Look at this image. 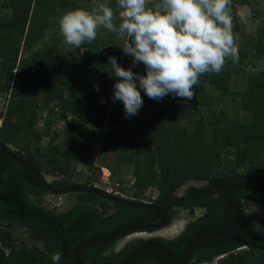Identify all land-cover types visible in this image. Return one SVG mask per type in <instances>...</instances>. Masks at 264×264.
<instances>
[{
    "label": "trees",
    "instance_id": "obj_1",
    "mask_svg": "<svg viewBox=\"0 0 264 264\" xmlns=\"http://www.w3.org/2000/svg\"><path fill=\"white\" fill-rule=\"evenodd\" d=\"M55 1L0 2V90L10 92L12 98L6 111L8 118L12 119L17 129H21V125L25 126L35 142L49 134L53 121L44 120L43 129L35 130V107L38 103L36 93L41 95L40 107L47 108L52 103L57 105L60 112L53 117L55 122L67 120V113L72 116L69 120L72 129L64 133L62 131L65 141L71 140L72 145L67 147L70 159L58 157L57 149L53 162L48 160L47 168H43L50 175L68 176L71 173V162L81 161L90 146L89 140L84 136L85 126L90 124L99 128L105 120L116 121L120 126V121L112 113L106 117V108L94 103L97 91L94 86H101L93 82L94 73H103V64L109 62L98 53L97 37L93 42H85L79 47L83 49L79 65L72 66L70 72L63 69L58 49L61 45H68L59 32L57 19L65 11L80 6L68 0H58V6H55ZM231 2L236 3L238 0ZM6 9L13 10L10 17L5 14ZM55 19L58 31L53 34ZM115 23L118 25L120 18H115ZM233 23L234 20L232 27ZM101 28H98L97 36ZM244 40L246 46L238 49L237 61L228 58L219 74L205 73L199 77V83L193 88L195 95L191 100L173 97L171 94L159 100L150 98L156 113L151 114L141 125L146 135V152L141 159L137 156L136 159L127 160L134 164L138 176L136 187L140 179L155 184L158 202L174 201L173 189L186 180L209 182L206 186L189 189L186 194V197H191L190 202L184 204L186 207H207L208 213L188 227L179 239V249L172 251L168 244L156 240L164 244L178 260L184 257L196 238L238 228L239 225L232 222L237 217L224 206L217 187L232 176L264 178V72L248 74L243 92L230 91L233 72L245 73L247 60L264 58V28L259 27L255 35L244 36ZM44 43L48 46L37 48L38 44ZM20 50L23 54L27 53L23 63H30L34 72L32 75L27 73L25 79V74L13 75ZM116 60L118 64V56ZM124 66L134 73L146 74L144 65L141 62L133 64L130 55L125 54ZM138 90L144 92L139 86ZM239 111L246 113L247 121H240ZM77 130L80 132L77 133ZM90 136L95 138V142L99 139L95 130H92ZM136 146L140 156L143 148L138 143ZM220 151H226L232 156L229 158L230 176L211 180L208 168L211 163L220 161ZM146 160L152 166L156 164L155 168H148L149 178L140 173L146 166ZM36 183V178L30 172L0 151V220L26 226L28 230L36 233L51 254L47 255L36 247L27 245L13 247L9 241V233L3 229L0 230V247L10 248V256H5L0 250V264H53L51 256L57 252L61 254L60 264H75L72 253L79 244L136 226L141 217L144 219L146 214L155 213L126 206L120 208L115 219H102L91 207L80 206L69 220L63 221L60 215L34 206L27 198V193L32 191V185ZM41 192L42 189L36 194ZM225 196L241 212L250 200L264 207V185L234 184L226 190ZM223 218L225 222L222 221ZM115 241L114 239L84 247L78 252V259L86 262L85 252L91 251L93 264H98L95 261L102 259L111 260V264H127L136 249L145 242L135 241L126 245L119 253L114 254L111 251L109 256H102L104 251L113 247ZM224 254L228 255L221 264H264V231H254L248 227L234 237L203 240L194 247L188 261L194 257L195 261L191 264L211 263L214 257ZM80 256H84V259ZM136 263L175 264L156 248L143 249Z\"/></svg>",
    "mask_w": 264,
    "mask_h": 264
},
{
    "label": "rangeland",
    "instance_id": "obj_2",
    "mask_svg": "<svg viewBox=\"0 0 264 264\" xmlns=\"http://www.w3.org/2000/svg\"><path fill=\"white\" fill-rule=\"evenodd\" d=\"M2 1L3 0H0V2ZM68 1L75 2L80 8L89 11L92 7H95L100 3H105L113 8L115 18H120V9L117 6L116 0ZM153 2H155V0H149L150 4ZM54 5L58 6V0L55 1ZM230 10L231 18L234 20L232 32L235 36V43L238 46V49L244 48V46H246L244 36L255 35L259 27L264 28V0H238L236 3L231 2ZM57 20L55 19V23L53 24V34L55 31H58ZM97 39L99 41L98 53H100V56L106 58L108 61L109 57L117 58L118 56V65L126 68L124 66L125 53L121 48L123 40L118 37L116 33L109 32L103 27L98 33ZM46 46L48 45H45V43L44 45L38 44L37 48L42 49ZM33 51H35V49ZM58 53L62 57L63 69L70 72L72 66L81 63L83 49L61 45L58 49ZM26 57L27 53L23 54L20 50L19 58L15 65V69L13 70V75L25 74L23 76L25 79L27 73H30L31 75L34 74L30 63H23V60H25ZM246 62H248V67L246 68L245 73H232L230 81L231 92H243L245 90L248 74L260 71L264 72V58H254L252 60H247ZM102 68H104L102 70L103 73H94L95 80H93V82L101 85L98 88L99 90L95 92L94 103L106 108V117L112 113L116 120L120 121V126L115 123L116 121L110 122L108 120H105L99 128L92 127L90 124L85 126L84 136L89 140L88 142L90 146L87 153L82 156V160L71 162V173L68 176L48 175L55 176L60 180H66L68 182L81 183L86 186H95L106 192L120 195L129 200L141 199L145 203L153 202L158 195L156 185L140 179V183L138 187H136L138 176L136 175L134 164L128 163L127 160L136 159L137 156L141 159L143 154H145L146 150L144 148L146 135L143 133L141 125L146 122V119L151 114L156 113V108L153 106L152 100L147 97L144 92L140 91L143 100L142 106L138 109L136 115L125 118L122 102L119 100H116L115 102L113 101L114 84L119 78L112 74L110 63L105 62ZM36 97L38 103L35 107L37 114L35 130L40 131L43 129L44 120H53L49 134L42 136L38 142H35L31 139V135H29L28 129L25 128V126L21 125V129H17L13 125L12 119L8 118L6 114L8 105L12 100L10 92L5 93L0 90V138L13 150L24 152L31 156L33 162L44 170L43 168H47L46 165L48 160L53 162L57 149L58 157L69 158L70 151L67 147L72 144L71 140L65 141L63 133L64 131L72 129V125L69 124V120L72 116L67 113V120L55 122L53 117L60 112L57 105L52 103L49 107L42 108L40 107L41 105L39 102L41 95L36 93ZM48 111H51L54 114L51 115ZM238 118L241 122L248 120L246 113L240 111L238 112ZM182 123H185V121ZM92 130H95L99 136V139H97L96 142L95 138L90 136ZM76 132L79 133L80 131L77 130ZM137 143L141 144V147L143 148L140 156L137 154ZM73 146L75 145L73 144ZM220 153L222 154L220 161L211 163L208 168V174L211 180L230 176L231 159L229 158H232V156L230 153H226V151L225 153L224 151H220ZM146 162V166L140 173L149 178L150 173L148 172V168H155L156 164H153L152 166L149 160H146ZM179 195L181 194L177 191V187H175L173 189L174 199ZM55 199L57 201L58 197H53V201ZM176 225H181V222ZM172 226L173 225L169 227ZM165 230H168V228ZM9 241L13 247L26 245L20 242L19 239L11 238ZM119 242L120 241L117 243ZM113 247L116 248L115 245ZM0 250H2L5 256H10V248L0 247ZM227 255L228 254H224L223 256L214 258L213 261L208 264H221ZM95 262L98 264H111L112 261L102 259L96 260Z\"/></svg>",
    "mask_w": 264,
    "mask_h": 264
},
{
    "label": "clouds",
    "instance_id": "obj_3",
    "mask_svg": "<svg viewBox=\"0 0 264 264\" xmlns=\"http://www.w3.org/2000/svg\"><path fill=\"white\" fill-rule=\"evenodd\" d=\"M120 23L114 10L100 3L91 10L65 11L58 19L59 32L68 46L79 48L97 37L100 27L116 33L133 64L141 62L146 74L134 73L109 57L114 84L113 101L123 104L125 118L136 115L143 100L138 90L153 100L167 94L191 100L193 88L205 73L219 74L228 58L238 60L232 32L231 0H116ZM10 17L12 9H6ZM138 82V84H137ZM96 90L98 89V86ZM60 264L61 254L51 256Z\"/></svg>",
    "mask_w": 264,
    "mask_h": 264
},
{
    "label": "flooded vegetation",
    "instance_id": "obj_4",
    "mask_svg": "<svg viewBox=\"0 0 264 264\" xmlns=\"http://www.w3.org/2000/svg\"><path fill=\"white\" fill-rule=\"evenodd\" d=\"M0 141L2 142L3 145L9 146L6 143H4L1 139H0ZM10 152L16 158L20 159L22 162H24L27 165H29L30 167L34 168L39 173L44 174L45 179H46V184L50 188V190L45 189L36 179L37 183L32 185V191L30 193H27V198L33 203L34 206L39 207V208H44L45 211H47V212L52 211V212H54V215H60L61 220H63V221L69 220L71 218V216L73 215L74 211L77 210L78 207H80V206L91 207V204H99L101 202L104 203L106 205L105 206L106 208H103L101 210L91 207L102 219H115V217L117 216V214L120 211V208L126 207L124 205L120 206V204L114 203L111 200H108L106 198H101V197H99L93 193H88V192H72V193L66 194V195L55 194L51 190H65V189H68L72 186H78V185H82V184L81 183L68 182L66 180H60V179L56 178L55 176L54 177L49 176L42 169H40L36 163L33 162L31 156L25 154L24 152H18V151H15L13 149L10 150ZM3 175L5 176V174H3ZM47 177L50 179H47ZM84 186H86V185H84ZM92 187H95V186H92ZM191 188L197 189L200 187L189 186V187L185 188L182 191V193H180L181 195L176 196L175 200L172 202H169V203L158 202L156 200L157 199L156 198L153 202H150V204H152L156 207H160V208L165 209V212L167 215H165L162 212H158V211H148V212H155V213H148L147 212L148 214H146L144 216V219L141 217L140 221L139 220L137 221L138 225L133 226V227H156V226H161L162 224L166 223L161 229H158L156 231L135 232L132 234V237L130 239H127L126 243L120 249L116 250L114 247H112L110 250L104 251L102 253V256L109 255L111 251H113V253H119L122 251V249L126 245H129L135 241H145L140 246L145 245V244L156 243V244H159V245L164 247V244H168L172 251H177L179 249V239L186 232L188 227L191 226L192 224H195L200 218H202L206 213H208L207 207H198L196 205L186 207L184 205V204L190 202L191 197L190 198L186 197V194L189 193L188 190ZM41 189H42L41 194L37 195L36 193ZM107 193H109L111 195H115L117 197H122L120 195L112 194L110 192H107ZM55 196L58 197L57 201H56V199L53 201V197H55ZM215 197H217V196H215ZM122 198H124V197H122ZM134 201H142V200L136 199ZM252 201L253 200L248 201V203H247V205L244 208L242 213H244L248 218V227L253 229L254 226L256 225L257 221H255L253 219V217L250 215L249 203ZM253 202H255V201H253ZM222 221L225 222L224 218L222 219ZM180 222H181V225H179V226L176 225ZM232 222L235 223L236 225H239V226L241 225V221L239 218L232 220ZM171 225H173V226L169 227ZM9 226H14V227L18 228L20 233L17 234L16 232L11 231L8 228ZM166 228H168V230H165ZM3 229L9 233L10 238L19 239L20 242H22L23 244H26L27 246H29L30 243H42L44 248H45L44 242L39 240L36 233L28 230V228L26 226H17L16 224H14L12 222H5V221L0 220V230H3ZM254 231H256V230H254ZM257 231H264V230H257ZM122 238H125V236L120 237L118 239H115L116 241L114 242L113 246L114 245L116 246L117 242L119 240H121ZM156 240H160L164 244L162 245L161 243L156 242ZM145 248H154V247L153 246H147V247H144L143 249H145ZM45 250H46V248H45ZM85 256H87L86 262H89V263L93 262V259H91V258H93L92 257L93 253L91 251L85 252ZM80 258L84 259V256H80ZM194 261H195V258L193 257L190 261H188V263L191 264ZM135 264H137V263L135 262Z\"/></svg>",
    "mask_w": 264,
    "mask_h": 264
},
{
    "label": "water",
    "instance_id": "obj_5",
    "mask_svg": "<svg viewBox=\"0 0 264 264\" xmlns=\"http://www.w3.org/2000/svg\"><path fill=\"white\" fill-rule=\"evenodd\" d=\"M0 150L11 160H13L15 163H17L18 165L22 166L24 169L28 170L37 180L38 182L47 190H50V188L48 187V185L46 184V179H45V175L39 173L38 171H36L34 168L30 167L29 165H27L26 163L22 162L20 159L16 158L11 152L10 150H12L10 148V146H6L3 145L2 142L0 141ZM44 175V176H43ZM47 179H50L47 177ZM238 183H250V184H256V185H264V178H259V177H252V176H244V175H238V176H232L230 178H228L223 185H221L220 187H217L216 190H218L220 192V199L222 201V203L224 204V206L232 213L234 214L237 218L240 219L241 221V225L233 230L230 231H225V232H213V233H208V234H204L198 238H196L188 247L184 257L180 260L174 258L168 251L166 248H164L163 246L159 245V244H145L140 246L134 253L132 259L127 263V264H135L138 255L140 254L141 250L144 247L147 246H153L154 248L162 251L173 263L175 264H186V262H188V260L191 257V254L193 252L194 247L200 243L203 240H207V239H211V238H221V237H234L238 234H241L242 232H244L247 227H248V218L247 216L242 213L241 211H239L236 207H234L226 198L225 193L226 190L234 185V184H238ZM209 182L206 180H186L184 181L182 184H180L177 187V191L179 193H182V191L189 187V186H193V187H203L208 185ZM53 193L58 194V195H66V194H70L72 192H88V193H93L101 198H106L108 200L113 201L114 203L120 204V205H124L127 207H131V208H135V209H140V210H145V211H158V212H162L165 215V209L160 208V207H156L150 203H144L142 201H134V200H129V199H125L122 197H117L115 195H111L109 193H107L104 190H101L99 188L96 187H92V186H84V185H78V186H72L68 189L65 190H51ZM98 205V206H97ZM106 205L104 203H99V204H91V207L96 208V209H103L106 208ZM249 208H250V215L253 217V219L255 221H257L256 225L254 226V230H264V207L257 203V202H250L249 203ZM166 223L162 224L161 226H156V227H131V228H127L124 230H121L115 234H112L110 236H106V237H102V238H97V239H92L89 240L87 242L81 243L78 246H76V248L74 249L73 253H72V257H73V261L75 264H93V263H89V262H82L78 259V252L87 246L93 245V244H97V243H101V242H106V241H110V240H114V239H118L120 237H124L123 239L119 240L120 242L116 244V250L120 249L127 241V239H130L132 237V234L135 232H140V231H156L158 229H161ZM11 231L16 232L17 234H19V230L18 228L14 227V226H9L8 227ZM30 247H36L38 250L42 251L43 253L49 255V253L45 250L44 246L42 243H30L29 245ZM219 256H223V255H219ZM214 257V258H218ZM213 258V259H214ZM212 259V261H213ZM200 264H206V263H200ZM208 264V263H207Z\"/></svg>",
    "mask_w": 264,
    "mask_h": 264
}]
</instances>
